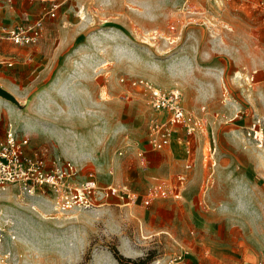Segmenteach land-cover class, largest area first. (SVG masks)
Returning a JSON list of instances; mask_svg holds the SVG:
<instances>
[{
  "label": "rangeland",
  "instance_id": "obj_1",
  "mask_svg": "<svg viewBox=\"0 0 264 264\" xmlns=\"http://www.w3.org/2000/svg\"><path fill=\"white\" fill-rule=\"evenodd\" d=\"M259 2L84 0L76 7L79 17L61 32L57 95L0 92V139L13 129L29 137L31 157L72 162L82 178L94 173L101 186L128 187L136 199L63 210L49 191L10 188L0 193V264H120L114 251L123 264H166L179 252L188 264L264 263V143L246 136L253 120L264 123ZM137 79L180 88L187 110L204 119L195 137L177 135L195 150L181 192L174 190L186 171L183 150L150 151L155 114L149 94L129 84ZM153 185L169 195L145 205Z\"/></svg>",
  "mask_w": 264,
  "mask_h": 264
},
{
  "label": "built area",
  "instance_id": "obj_2",
  "mask_svg": "<svg viewBox=\"0 0 264 264\" xmlns=\"http://www.w3.org/2000/svg\"><path fill=\"white\" fill-rule=\"evenodd\" d=\"M259 6L264 12V0H260ZM46 16L54 18L56 9L48 12ZM44 31L45 17H42L28 27L4 29V36L16 46H36L42 39ZM129 84L135 88H143L149 94V105L155 114L148 125L147 145L151 152H163L170 148L179 133H184L189 138L202 132L204 119L187 110L180 88L163 89L143 79L131 80ZM246 136L259 147L263 145L264 123L261 119L252 121L247 127ZM29 144L28 136L21 135L13 129H9L4 138L0 139V193L13 187L27 195L46 190L58 197L63 210L92 209L107 202L110 197L127 196L136 199L128 187L118 189L112 185L101 186L94 173L82 178L79 169L72 162L55 158L47 165L44 161L45 156L40 159L31 157L28 154ZM183 144L189 161L185 173L179 177V187L174 192H181L180 189L187 181V173L194 167L192 142L186 139ZM215 153L216 150L213 151V154ZM139 157L145 158L143 153H139ZM168 193L158 185H153L149 189L145 205L167 197ZM187 255L188 253L179 252L166 264H187Z\"/></svg>",
  "mask_w": 264,
  "mask_h": 264
},
{
  "label": "crops",
  "instance_id": "obj_3",
  "mask_svg": "<svg viewBox=\"0 0 264 264\" xmlns=\"http://www.w3.org/2000/svg\"><path fill=\"white\" fill-rule=\"evenodd\" d=\"M52 1L0 0V92L6 90L15 95L23 94L25 99L57 95L56 87L62 70L60 66L64 64L63 58L58 55L59 49L64 46L60 41L61 32H65L63 26L71 17H79L76 7L84 0H64L56 6L51 4ZM53 9H56V16L47 17L46 14ZM58 9L60 12L57 13ZM42 17H45V31L36 46H16L5 38L4 29L28 27ZM151 22L154 24L153 20ZM178 144L188 163L189 158L182 140L179 142L176 137L171 147ZM192 160L194 164L195 150ZM191 171L187 173V182Z\"/></svg>",
  "mask_w": 264,
  "mask_h": 264
},
{
  "label": "trees",
  "instance_id": "obj_4",
  "mask_svg": "<svg viewBox=\"0 0 264 264\" xmlns=\"http://www.w3.org/2000/svg\"><path fill=\"white\" fill-rule=\"evenodd\" d=\"M113 253H114L115 258H117V260L120 262V264H123V261H125V258H123V256H120L119 252H117V251H114ZM87 262H88V259H86L85 263H83V264H87ZM129 262H131V261H129ZM131 263L139 264L138 262H131Z\"/></svg>",
  "mask_w": 264,
  "mask_h": 264
}]
</instances>
